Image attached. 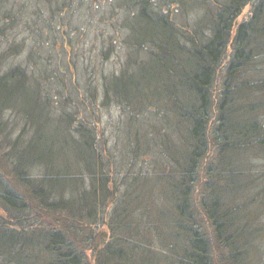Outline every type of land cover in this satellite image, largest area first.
Wrapping results in <instances>:
<instances>
[{"label":"trees","instance_id":"obj_1","mask_svg":"<svg viewBox=\"0 0 264 264\" xmlns=\"http://www.w3.org/2000/svg\"><path fill=\"white\" fill-rule=\"evenodd\" d=\"M251 1L190 26L131 0L134 50L103 100L138 122L118 157L59 106L50 56L8 63L25 42L3 38L20 11L0 0V264H264V0L237 24Z\"/></svg>","mask_w":264,"mask_h":264},{"label":"rangeland","instance_id":"obj_2","mask_svg":"<svg viewBox=\"0 0 264 264\" xmlns=\"http://www.w3.org/2000/svg\"><path fill=\"white\" fill-rule=\"evenodd\" d=\"M5 1L8 9L20 11L17 13L20 16L17 26L14 22L11 28L6 29L8 36L3 38L7 42L15 39L25 42L22 53L8 55V63L26 64L28 51L35 48L36 70L42 72L47 63L45 57L50 56L57 72L52 75L54 82L50 81L47 86L53 88L52 94L60 101L59 106L64 103L68 111H79L88 122L96 123L105 153L110 151L118 157L124 155L138 122L129 120V112H122L112 99L103 100L105 85L114 75L121 73L134 50L125 42L130 34L125 19L127 9L132 5L131 0ZM224 1L150 0V4L154 9L157 4L169 7L167 13L172 16V21L192 26L203 20L206 9L212 13L216 4ZM253 1L239 16L237 24L249 16ZM133 2L137 3V0ZM142 5L136 7L141 8ZM52 41H56L54 47ZM94 93L98 95L96 103L91 101ZM253 164L263 166L264 158L255 159ZM192 209L196 210L195 207ZM101 234L107 236L105 231Z\"/></svg>","mask_w":264,"mask_h":264}]
</instances>
